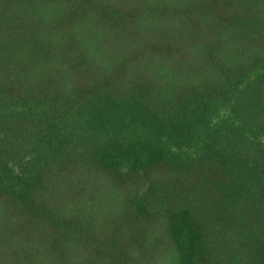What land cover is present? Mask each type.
<instances>
[{
	"label": "trees",
	"instance_id": "trees-1",
	"mask_svg": "<svg viewBox=\"0 0 264 264\" xmlns=\"http://www.w3.org/2000/svg\"><path fill=\"white\" fill-rule=\"evenodd\" d=\"M0 264H264V0H0Z\"/></svg>",
	"mask_w": 264,
	"mask_h": 264
}]
</instances>
